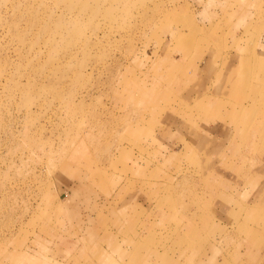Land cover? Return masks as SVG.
I'll return each instance as SVG.
<instances>
[{
	"label": "rangeland",
	"instance_id": "rangeland-1",
	"mask_svg": "<svg viewBox=\"0 0 264 264\" xmlns=\"http://www.w3.org/2000/svg\"><path fill=\"white\" fill-rule=\"evenodd\" d=\"M263 45L264 0H0V264H264Z\"/></svg>",
	"mask_w": 264,
	"mask_h": 264
},
{
	"label": "bare ground",
	"instance_id": "bare-ground-1",
	"mask_svg": "<svg viewBox=\"0 0 264 264\" xmlns=\"http://www.w3.org/2000/svg\"><path fill=\"white\" fill-rule=\"evenodd\" d=\"M251 51H252V54L251 55L241 56L239 58V61H238V63H239V70L242 71L241 74L243 76L242 78L244 80V83L250 81L252 79V77H253V72H251V68H250L249 64L250 63H253V62H254V66H256V64H257V55H256L257 51L255 50V48H254V50H251ZM262 53H264V51L263 52L262 51L259 52V55L261 57H263V55H261ZM240 85L243 86V83H241Z\"/></svg>",
	"mask_w": 264,
	"mask_h": 264
}]
</instances>
